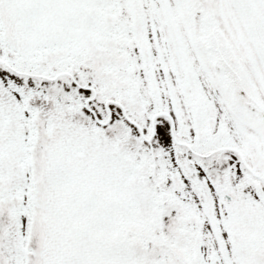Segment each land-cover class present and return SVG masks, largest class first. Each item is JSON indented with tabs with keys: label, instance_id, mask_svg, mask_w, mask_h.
Masks as SVG:
<instances>
[{
	"label": "snow or ice",
	"instance_id": "obj_1",
	"mask_svg": "<svg viewBox=\"0 0 264 264\" xmlns=\"http://www.w3.org/2000/svg\"><path fill=\"white\" fill-rule=\"evenodd\" d=\"M0 264H264V0H0Z\"/></svg>",
	"mask_w": 264,
	"mask_h": 264
}]
</instances>
